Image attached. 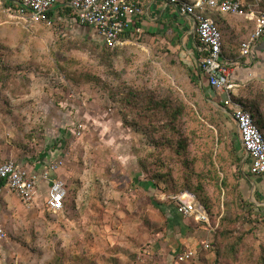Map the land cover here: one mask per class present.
<instances>
[{"label": "rangeland", "instance_id": "rangeland-1", "mask_svg": "<svg viewBox=\"0 0 264 264\" xmlns=\"http://www.w3.org/2000/svg\"><path fill=\"white\" fill-rule=\"evenodd\" d=\"M7 6L0 0V161L16 151L36 156L47 135L62 137L65 165L57 178L64 181L69 195L63 213L48 220L44 203L43 217L33 224L50 227L49 231L43 233L41 228L32 240L31 235L14 237L13 246L19 250L14 263L44 264L62 250L61 264L84 260L86 264H255L264 248L262 221L253 213L247 215L252 210L248 197L241 192L242 203L236 195L243 177L240 163L237 166L231 158L224 129L219 132L211 124H218L213 114L218 107L210 95L204 98L194 70L179 64L167 44L144 33L113 50L108 62L95 51L94 41L63 39L57 25L26 26L15 17L22 16L19 7L14 13ZM202 79L208 85L207 78ZM129 87L184 107L175 125L188 142L186 154L176 156L174 148L164 143L172 139L163 134L164 120L157 121L162 135L153 134L152 127L145 132L133 126L143 120L125 101ZM72 106L80 121L66 133L59 112ZM78 124L84 127L81 135ZM210 154L219 180L225 182L222 186L219 182V188L207 180ZM159 163L164 169L157 168ZM167 171L176 194L156 176ZM199 183L213 215L219 211L216 225L209 220L206 228L190 217L169 216L173 197L191 195L176 190L181 186L195 190ZM225 201L232 203L233 212L244 215L235 234L249 233L232 258L217 257L215 250V228ZM23 222L17 219L14 225L27 231ZM6 231L5 238L11 239Z\"/></svg>", "mask_w": 264, "mask_h": 264}, {"label": "crops", "instance_id": "crops-1", "mask_svg": "<svg viewBox=\"0 0 264 264\" xmlns=\"http://www.w3.org/2000/svg\"><path fill=\"white\" fill-rule=\"evenodd\" d=\"M133 1H137L140 4L143 9V14L134 20L129 31L121 36V39L124 35L128 36L127 39H122V41L127 44L132 39L131 37L138 35L135 33V29H140L142 34H148L149 36L152 35V40L158 39L159 42L167 44L170 53L172 52L175 54L176 58L182 61L187 68L194 70L196 77L199 79V84L208 91V85L203 83V75H200L197 70L201 54L200 45L195 35L194 20L190 16L185 15L181 11L179 5L176 6L169 3L168 0ZM181 1L192 4L205 0ZM5 3L9 6V11L15 10L14 13H17L15 7L19 6L15 0H10L8 3ZM245 6L247 10L264 13V0H245ZM207 16L215 22L221 32L222 57L227 60H236L238 62V65L232 69L230 75V82L237 87V96L239 95L240 88L247 83H256L264 89V37L253 46L248 57L240 56V45L245 42L254 31V22L241 16L215 12H208ZM15 17L17 18V16ZM44 24L51 27L57 25L59 27L58 30L60 31V36H62L63 39L86 38L103 44V39L93 29L79 23L75 12L70 8L67 0L56 1L55 5L49 11V22ZM210 96L214 100L218 110L224 116L229 117L227 112L220 108L221 101L224 98L223 95L220 92L213 90L211 91ZM59 113V116L62 117L60 124L63 125V132L66 130V133H69L68 130L70 128L68 127L73 128L75 123L80 121V117L77 112H75L73 106L65 109V113ZM233 126V133L236 134L233 135V139L236 140L237 144L240 146L234 123ZM59 131V135H62L61 127L59 128ZM47 136L48 141H45L44 148L38 152L36 156H21V152L16 151V153H11L9 155L10 157L2 163L10 161L20 169H24L31 173H40L50 163L61 161L62 166L58 169L60 171L65 165L64 158L66 156L65 152H63L64 147L61 141L62 137L51 139L52 135ZM239 153L242 156L240 171L243 175L241 180V192L245 197H248L255 215L261 219L263 229L262 234L264 236V177L252 176L249 173V159L242 151L241 146ZM59 171L52 175V178H61L60 176L62 173L60 175ZM47 190L48 183L41 181L35 205L32 207L34 208L33 211L26 210V206L23 205L20 199L10 190H1L0 222L4 231H6L5 228L9 229L6 231L7 235L9 233H12V235H22L25 232L22 227L14 225L17 219L25 220L26 222H23V224L26 225L27 229L29 227L28 223L30 224L31 221L43 217ZM191 196L192 195H186L184 196V199L190 200ZM169 214L171 217L178 215L175 206L172 207V210L169 209ZM11 224H13V226ZM9 225L11 227H9ZM48 225H51V223H48ZM203 227L206 228L207 226L204 225ZM49 228L50 227L46 230L49 231ZM10 240L11 239H8L7 236L4 239H0V264H15L14 261L17 259L16 257H18L17 253H19V250L17 247L13 246L15 241L13 240V242H11Z\"/></svg>", "mask_w": 264, "mask_h": 264}, {"label": "built area", "instance_id": "built-area-1", "mask_svg": "<svg viewBox=\"0 0 264 264\" xmlns=\"http://www.w3.org/2000/svg\"><path fill=\"white\" fill-rule=\"evenodd\" d=\"M26 26L49 22V11L57 0H15ZM195 22V35L200 45L201 57L197 70L207 78L208 86L220 92L223 99L220 108L225 110L234 123L242 151L249 159V173L255 177H264V139L255 126L253 118L241 104L236 102L237 87L230 82L232 69L238 65L236 60L222 57V36L215 22L207 16L208 12L241 16L254 22V31L241 44L240 56L248 57L253 46L264 37V13L246 9L245 0H205L192 4L181 0H168ZM75 12L79 23L93 29L110 49L123 45L121 36L131 28L133 21L143 14V9L133 0H67ZM140 34V29H135ZM231 107L232 110H229ZM82 124H78L77 133L81 135ZM62 166L61 161L50 163L40 173H31L20 169L7 161L0 165V192L10 190L27 208L35 205L41 181L48 183L45 208L51 213H59L63 209L66 188L63 180L52 178ZM176 212L181 217L193 218L197 223L209 226V217L205 208L196 201L176 196ZM1 201V196H0ZM5 238V231L0 222V239Z\"/></svg>", "mask_w": 264, "mask_h": 264}, {"label": "trees", "instance_id": "trees-1", "mask_svg": "<svg viewBox=\"0 0 264 264\" xmlns=\"http://www.w3.org/2000/svg\"><path fill=\"white\" fill-rule=\"evenodd\" d=\"M5 2H9L10 0H4ZM220 31V30H219ZM139 36H142V33L139 34ZM222 36V35H221ZM128 36H123L122 39H127ZM133 38V37H131ZM93 44L96 46V52H99V56L103 59H106L109 62L110 57L113 56V54H115V52L113 50H116L120 47H116L114 49H110L107 48L104 44H101L99 42L94 41ZM241 46V45H240ZM221 51H222V42H221ZM222 53V52H221ZM179 64H183L182 61L179 60ZM111 66V65H110ZM195 81H199L198 78H195ZM198 88L200 89L201 93L203 94L204 98H208L211 91H213V89H211L208 86V91L201 87V85H198ZM254 88H260L261 91H253ZM209 92V93H208ZM263 98H264V91H262V88L260 87V85H257L256 83H247L245 84L243 87L240 88L239 90V95L234 98V100L236 102H238L239 104H241L248 112H250L254 124L255 126L259 129V131L261 132L263 139H264V102H263ZM125 101L128 105L133 106L135 109L137 108L138 110V117L141 118L143 121L140 123H137V125L133 124L134 127H136L137 130H142L145 131L148 130L149 127H152L153 130V134L157 133L162 135L163 129H165V132L163 133L164 135H167V133L170 134V137H172V139H167L166 141H164V143H166V145H168L170 148L173 147L176 156L177 155H183L186 154V150H187V140L186 139H182L179 136V131L177 128V125H175L178 121L179 118L182 117L185 113V109L182 106H171L170 103H168V100L165 98H158L156 97V95L150 91L147 90H135L132 88H128V95L125 98ZM1 110V109H0ZM2 112V111H1ZM213 114L217 115V122L218 124L215 123H211L212 126L216 125L217 129L219 130V132H222V129H224L227 137L229 138V141L231 143V150L233 152V155L231 156L232 159H234L235 163L237 164V166L239 165V163H241V156H239L238 152L240 149L239 144H237L236 140L233 139V135L234 134V126L233 123L231 121V119L227 116H224L220 111L215 110L213 112ZM16 119V118H15ZM158 119H162L164 120L165 123H163L162 128L164 126V128L162 129L159 125V127H157V121ZM19 119L17 118L13 124L16 122V128L18 130L19 125H18V121ZM31 130V129H30ZM31 135H33V132L31 133ZM221 135V134H220ZM158 143H154L158 146ZM168 143V144H167ZM20 147H23L21 144L19 145ZM237 148V149H236ZM208 159V165H209V169L207 170V180L210 181V184H212L215 188H219L220 186H222L223 184H225L224 181H220L219 180V176H218V171L217 168L214 166L213 163V157L212 154L207 156ZM3 161H0V165L2 164ZM157 168H162L164 169L163 163H159V165H157ZM169 171H167V173H160V172H156V176L159 180H163L166 185V187H169L170 191L174 194L175 191L173 190V186L172 183L174 182H168V178L169 177ZM241 171H239L240 173ZM250 176V174H249ZM219 182H220V186H219ZM176 188H180V187H176ZM203 187L199 185L196 187V189H192V187L186 186L183 187L181 186L180 189H177L176 192L177 194H179L180 192H182L183 190H186L187 192H189L192 196L195 197L196 201L198 203H200L206 210L209 220H213L212 223L213 225H216L215 223V218L219 216V211L217 212V215H213L212 210H211V201L208 199V197H206L205 195H200V191H202ZM67 191V190H66ZM237 197L240 199V202L242 201V203H245V200L242 196L241 190H239L236 193ZM175 196V195H174ZM69 195L66 193V197L63 201V209L59 212V213H55V214H61L63 213L64 209H65V205L66 202L68 201ZM175 206V203H173ZM223 215L220 216L219 218V222L217 224L216 232L215 234L217 235V239L215 242V250H216V254L217 257H220L222 255H226L229 258L232 257H237V254L239 252V248L241 245H243L245 236H247L249 233L245 232L244 234H238L236 235V225L239 223V221L241 220V218H243V216L239 213H235L233 212L232 209V203H230L229 201H225L223 203ZM252 207V206H251ZM176 209V208H175ZM255 214L253 208L252 210L248 211V216ZM52 214L51 212H47L46 217L44 219L47 218H52ZM245 214V213H244ZM246 215V214H245ZM216 216V217H215ZM35 220L32 221V225H29V227L27 228V231H25L22 235H31L30 238L31 240L34 239V236H37L39 232V230H41L44 233H46V227L43 226L41 228L37 227L36 224H33ZM46 222V221H45ZM46 225V224H45ZM34 232V233H33ZM9 236L11 239H13L14 241H16V237L17 235H12V233H9ZM47 249L49 248V246L46 247ZM43 250V248H42ZM50 251V250H49ZM56 252V251H54ZM39 255H41L40 253H38ZM65 254L61 251H59L57 254H53V256L48 260L46 263L44 264H61L62 257ZM193 258H189V261H191ZM85 260L79 264H86L84 263ZM185 262V261H182ZM186 263V262H185ZM255 264H264V248L261 249V252L259 253V257L256 258L255 260Z\"/></svg>", "mask_w": 264, "mask_h": 264}, {"label": "bare ground", "instance_id": "bare-ground-1", "mask_svg": "<svg viewBox=\"0 0 264 264\" xmlns=\"http://www.w3.org/2000/svg\"><path fill=\"white\" fill-rule=\"evenodd\" d=\"M186 198V197H185ZM188 199V198H187Z\"/></svg>", "mask_w": 264, "mask_h": 264}]
</instances>
